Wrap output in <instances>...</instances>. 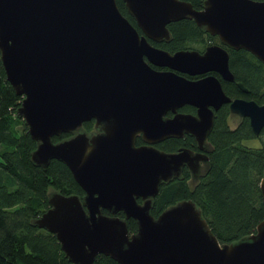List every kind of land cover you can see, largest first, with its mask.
<instances>
[{
  "label": "water",
  "instance_id": "1",
  "mask_svg": "<svg viewBox=\"0 0 264 264\" xmlns=\"http://www.w3.org/2000/svg\"><path fill=\"white\" fill-rule=\"evenodd\" d=\"M121 1L140 35L115 0H0V63L35 142L30 161L42 169L61 162L83 191L50 193L33 224L55 236L72 264H94L98 254L118 264H264V215L253 233L221 244L190 200L151 215L159 185L183 165L193 172L199 156L153 143L188 134L200 146L222 104L258 135L264 105L231 99L214 75H181L215 72L232 81L220 45L169 53L148 42L168 40V23L190 19L264 67V0H203L200 9L184 0ZM183 105L195 115L177 112ZM91 119L101 132L87 135L80 127ZM60 133L70 136L53 142ZM136 134L145 145H134ZM258 188L264 203V172Z\"/></svg>",
  "mask_w": 264,
  "mask_h": 264
},
{
  "label": "trees",
  "instance_id": "2",
  "mask_svg": "<svg viewBox=\"0 0 264 264\" xmlns=\"http://www.w3.org/2000/svg\"><path fill=\"white\" fill-rule=\"evenodd\" d=\"M184 1L194 9H200L203 3V0ZM115 3L119 12L136 28L122 1L115 0ZM166 28L169 39L153 45L169 53L181 49L200 52L212 42L218 44L216 36L205 33L190 19L170 22ZM226 51L233 80L228 82L218 78L225 95L264 105L263 65L243 49L227 48ZM236 82H240L246 91H241ZM20 101L21 97L15 95L5 80L0 63V264H72L60 250L55 236L38 228L33 221L48 208V188L78 197L83 195V191L61 162L50 160L42 169L30 161L35 142L30 138L23 120L16 115ZM191 110L188 106L181 108L185 112ZM228 115L227 104L220 105L213 112L212 126L206 137L211 150L204 175L194 185L188 186L185 182L188 172L183 170L180 178L161 183L150 210L155 217L177 201L190 200L220 244L253 233L264 215V203L258 188L264 172V138H260L264 135V127L258 135H254L247 119L242 118L230 128ZM90 126L91 121L82 123L84 130ZM68 136L70 133H60L51 140L56 142ZM250 138H258L259 147L241 144V141ZM192 145L190 137H181L168 138L158 147L173 150ZM116 215L123 217L121 212ZM125 222L128 232H135L134 221L129 218ZM94 264L118 263L98 254Z\"/></svg>",
  "mask_w": 264,
  "mask_h": 264
},
{
  "label": "flooded vegetation",
  "instance_id": "3",
  "mask_svg": "<svg viewBox=\"0 0 264 264\" xmlns=\"http://www.w3.org/2000/svg\"><path fill=\"white\" fill-rule=\"evenodd\" d=\"M136 29V28H135ZM136 31L138 32V34L140 35L141 34V32L139 31V29H136ZM206 33V32H205ZM208 34V33H207ZM210 36H212V35H210ZM169 39V38H168ZM162 40H164V39H161V40H159V41H162ZM217 40H218V38H217ZM159 41H152V40H148V42L151 44V45H153V43H156V42H159ZM211 44H217V43H211ZM210 44V45H211ZM218 45H220L221 47H223L224 49L226 48H228V49H231L230 47H227V46H225V45H223V44H221L220 42H219V40H218ZM154 46V45H153ZM204 48V47H203ZM225 49V50H226ZM203 50V49H202ZM201 50V51H202ZM233 50V49H232ZM200 51V52H201ZM227 52V51H226ZM228 54V53H227ZM149 66L150 67H152L153 69H155V70H165L166 68L165 67H158V66H154V65H151V64H149ZM182 76H184V77H186V78H188V79H199V78H201V77H203V76H206V75H214L217 79L218 78H220V76L217 74V73H215V72H206V73H204V74H197V75H192V76H190V75H186V74H181ZM221 79V78H220ZM219 80V79H218ZM222 80V79H221ZM222 81H224V80H222ZM242 91V90H241ZM234 98V97H233ZM236 98V97H235ZM238 98V97H237ZM232 99V98H231ZM183 106H188V107H190L192 110L191 111H189V112H185V111H181V108L183 107ZM183 106H181V107H179V108H177V112H180V113H187V114H191V115H195V108L194 107H192V106H189V105H183ZM230 114V113H229ZM172 114L170 113V112H166V114H165V116H167V117H170ZM238 117V116H237ZM239 119L241 120L242 118H240L239 117ZM240 120H239V122H240ZM89 121H91V125H92V132L91 133H89V135H91V134H97V133H99V132H101V129H100V127L99 126H95L94 125V120H89ZM238 122V123H239ZM237 123V124H238ZM236 124V125H237ZM235 125V126H236ZM81 128H83L82 127V124H81V127H80V129ZM82 130V129H81ZM83 131V130H82ZM208 134V133H207ZM181 137H190L191 139H192V143H193V145L191 146V147H177V148H175V149H173V150H162V149H159V147H158V144H160L161 142H163L164 140H166V139H168V138H181ZM206 137H207V135H206ZM134 145L135 146H141V145H145V143L142 141V139H141V136H140V134H136L135 135V137H134ZM152 146H154L155 148H157L158 150H161V151H163V152H175V151H177L178 149H181V148H185V149H187V150H189L192 154H199V156H198V160L196 161V163H195V166H194V171L193 172H191V171H189V169L187 168V166L186 165H183V166H181V168H180V172H179V175H178V177H174V178H180L181 176H182V172H183V170H185V171H187L188 172V177L186 178V180H185V182H186V184L188 185V186H192V185H194L195 184V182H197V180L201 177V176H203L204 175V173H205V171H206V169H207V165H208V154H209V152H210V150H211V148H210V145L208 144V142H207V139L205 138V140L200 144V146H198L197 145V143L195 142V140L193 139V137H191L190 135H188V134H182L181 136H179V137H167V138H164V139H162V140H160V141H158V142H155V143H153L152 144ZM171 179H173V178H171ZM170 179V180H171ZM170 180H168V181H170ZM167 181V182H168ZM163 183H166V182H163ZM137 202H141L140 201V199L138 198L137 199ZM151 208H152V203H151V207H150V210H151ZM102 211H104L106 214H108L105 210H103V209H101ZM105 213H103V214H105ZM123 215V214H122ZM124 217V216H123ZM122 217V218H123ZM154 217V216H153ZM156 217V216H155ZM127 219H129V218H127ZM126 220V219H125ZM135 223V222H134ZM136 226V225H135ZM128 231V230H127ZM135 231H136V229H135Z\"/></svg>",
  "mask_w": 264,
  "mask_h": 264
},
{
  "label": "rangeland",
  "instance_id": "4",
  "mask_svg": "<svg viewBox=\"0 0 264 264\" xmlns=\"http://www.w3.org/2000/svg\"><path fill=\"white\" fill-rule=\"evenodd\" d=\"M239 117H237L236 115L233 114H229L227 117V124L230 128H233L238 122H239ZM87 135H89V133L92 132V125L90 126L89 129L84 130L83 128H81ZM80 129V131H82ZM260 138H264V135H261ZM241 144L247 146V147H259L260 142L258 138H250V139H245L243 141H241ZM52 192H56L55 189L52 188H48L47 189V193H52Z\"/></svg>",
  "mask_w": 264,
  "mask_h": 264
}]
</instances>
